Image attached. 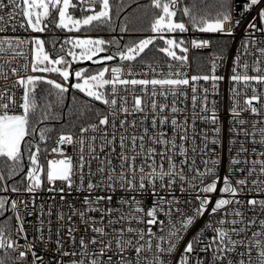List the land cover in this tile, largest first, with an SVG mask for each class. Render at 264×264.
Returning a JSON list of instances; mask_svg holds the SVG:
<instances>
[{
  "label": "snow or ice",
  "instance_id": "1",
  "mask_svg": "<svg viewBox=\"0 0 264 264\" xmlns=\"http://www.w3.org/2000/svg\"><path fill=\"white\" fill-rule=\"evenodd\" d=\"M124 9V0H0V80L14 78L0 87V264H264V0H149L137 9H145V16L152 12L153 35L129 43H121L122 35H86L134 31L129 25L139 17L130 13L121 22ZM242 25L245 36L229 78V131L238 147L221 176L219 158L209 149L220 143V121L215 100L209 108L207 88L199 98L202 114L195 109L196 82L211 80L215 94L224 79L215 74L223 46L213 58L211 76L189 79L180 71L187 66L188 42L174 34L193 30L230 37ZM21 29L30 35H14ZM57 30L80 35L61 38ZM31 33L52 36L46 40ZM157 40L165 45L157 51L176 62L167 65L166 74L142 55ZM190 44L203 49L212 41ZM82 61L101 67L72 69ZM134 63L146 71L137 72ZM149 73L152 78H146ZM188 86L191 121L178 118L186 108L177 106V98L187 99L182 87ZM70 89L87 97L77 119L89 122L77 133L60 131L53 138V122L63 118ZM72 100L77 102L75 96ZM198 119L214 126L211 140L208 130H201L203 168L195 155L189 157V151L197 153ZM45 190L68 207L67 215L62 208L56 212L60 226L54 233L53 206L36 203ZM73 192L84 194L79 208L67 199ZM37 207L30 239L26 217ZM205 217L203 227L185 241Z\"/></svg>",
  "mask_w": 264,
  "mask_h": 264
},
{
  "label": "built area",
  "instance_id": "2",
  "mask_svg": "<svg viewBox=\"0 0 264 264\" xmlns=\"http://www.w3.org/2000/svg\"><path fill=\"white\" fill-rule=\"evenodd\" d=\"M256 13L255 11H253L251 13V15L248 17V19H251V16H255ZM237 19H239V15H237ZM247 23V20H245V24ZM9 34H13L11 33V31H9ZM52 34V33H51ZM56 34L58 36H60L61 38L68 36V35H77V33H67V32H61L60 30L56 31ZM187 38H188V44L187 46L189 47V52L187 53L188 55V61H187V66L185 68L180 69L181 72L186 73L187 77L190 79L192 76H202V75H212V61L213 58L220 54V52L218 51H212L210 53V57H209V61H208V70L207 72H202V73H195L194 68H193V54L195 51H203V52H209L212 50V45L210 47L207 48H203V49H194L191 47L190 41L192 39H209L208 36L210 34H218V35H222L219 33H200L198 31H193V30H189L186 33H183ZM14 35H18V36H29L30 34L28 32H24L22 29L18 30L16 33H14ZM31 35L33 36H37V33H31ZM245 36V27L244 25H242L241 27H238L233 36L231 37V43L229 48L226 51H223V61H217L218 67L216 69L215 74L217 76H223L224 79L221 81L217 82V92L214 94L212 91V81H203L200 80L198 82H196V86H197V105H196V114L199 116L202 113H200V99L201 97L204 96V92L203 89L207 88L208 91V101H209V108H211V102L213 100L216 101V109H217V114L219 116V125H217L218 127H220L221 131L219 133V136L217 137V139L220 141L219 144L217 145H212L209 144V149L214 148L215 149V154L216 157L219 158V165H218V172L221 176L227 174V170L229 167V160L231 158L232 155L235 154V148L238 147V145H233L231 143L233 136L232 133L229 131V129L232 126V118L230 116L229 113V109L231 107L232 101L230 99V91L229 88L231 86V81H230V76H231V68H232V60L236 54V50L240 47V43L241 41L244 39ZM251 59V58H249ZM145 63H151L154 67H158L159 69H162L163 72L166 74L169 69L167 67V65L169 63H173L174 65L176 64V62H171V61H167V62H160V61H155V62H146ZM110 64H115V63H110ZM134 68L137 72H140L142 70L146 69L144 68V64L142 63H134ZM178 66V65H177ZM173 71H175V68H173ZM52 78L54 79H58V77L56 76V74H51ZM137 78H141V77H137ZM146 78H152L151 73H149L148 77ZM160 78V77H157ZM14 78H10L7 82L0 80V87L5 86V83H7V85H11L12 80ZM190 85H191V81H190ZM70 91H75L73 89H70ZM182 91H186L187 92V99H185L184 97H178L177 98V106L181 107V108H186V112L182 115H180L178 118L179 119H183L184 116H187L189 118V120L191 121V117L193 115V108H192V90H191V86L188 87H182ZM137 94H140L139 91H137ZM17 95H19V92L17 93ZM158 101H162L163 98L162 97H157ZM173 97L171 95L168 96V103L171 104ZM129 101H131V96H129ZM104 108V106H103ZM106 111V109H105ZM246 117H248L249 119H255L254 117H250L247 113L244 114ZM139 119V117H137ZM150 122V120H149ZM214 126L209 124H205L202 121H200L199 119L196 122V128H197V136H196V145L197 147V153L193 154L191 151H189V157L191 158L193 155L196 156L197 158V166L203 168V165L200 164V157H199V146L201 145V130L203 129H207L208 130V136H209V140L212 139L213 137V133L211 131V129ZM168 131V135L171 136L172 135V131L170 128L166 129ZM191 130L189 131V136H191ZM177 143H179V141H177ZM53 146L52 144L49 146V148ZM188 147H191V142H189ZM233 149L232 152L229 151V149ZM69 154L71 155H75L74 152H72V149L69 148L68 149ZM212 153L209 152V156H211ZM207 158V157H205ZM115 162V161H114ZM93 169H95V164L93 165ZM82 195H84L83 193H75L73 192L71 197H68V200L71 201H76V207L79 208L80 207V203L78 202L79 197H81ZM121 195V193H117L116 197L114 198L117 199L119 196ZM187 199H192V197L195 196V193H192L191 196H188L187 194H185ZM52 194L48 193L46 190L45 191H41L38 193L37 195V205L41 204V203H45L46 207L48 205H52L53 206V216H52V229H53V233L55 232V229L57 227H59L60 225L57 223L56 221V212L59 211L61 208L64 211L65 215H67L68 213V207L66 203L60 202L59 201V197H56V200H52ZM13 198H15V194H13ZM27 198V197H25ZM151 198L148 197L146 198V204H151ZM57 205H59V207H57ZM113 206H117L115 203L113 204ZM182 207L184 208L185 211H188L191 208V205H182ZM39 209L37 207L36 212L33 214V216L30 217H26V220L28 221V223H26V228L29 231V238L31 239L32 233L34 231V224L36 222L37 219V215H38ZM248 215H251V213H248ZM74 221L76 222L73 226H76L78 224V219L77 218H73ZM207 217L197 221V223L189 230V232L185 235L184 239L185 241H187L188 239H191V237L200 229L203 227L204 223L206 222ZM45 220H47V216H45ZM13 224H15V221H13ZM47 226V225H46ZM68 224L65 223L64 227H67ZM82 228H81V232H82ZM207 235H211L210 233H208ZM79 236V233H78ZM21 243H23V241H21ZM183 247V243L181 244V248Z\"/></svg>",
  "mask_w": 264,
  "mask_h": 264
},
{
  "label": "trees",
  "instance_id": "3",
  "mask_svg": "<svg viewBox=\"0 0 264 264\" xmlns=\"http://www.w3.org/2000/svg\"><path fill=\"white\" fill-rule=\"evenodd\" d=\"M124 4H125V9H124V12L121 13V22H123V17L130 13L136 17H139V19L134 20L129 25L131 28L134 29V31H131L129 33H124V34H121L118 31L115 33L91 31V32H88L87 34H92L96 36L99 35L105 38H111L112 36H116L117 38H119L122 35L123 40L121 41V43H129L133 40H138V38L151 34L150 21L152 17V12L149 10L148 14L145 16L144 15L145 9H137V4L147 5L149 4V0H124ZM133 10H135V12ZM76 16H79L78 11L76 12ZM51 36H52L51 33L43 34V37L46 40L50 39ZM181 38L185 39V41L188 42V38L186 36H181ZM208 38L212 41V47H213L212 50L209 52L195 51L193 54V68H194L195 73L207 72L210 53L212 51L220 52L221 46H223V51H226L229 48L231 40H232L231 37L229 36L218 35V34H210ZM162 45L163 43L158 41L155 43V46H149V48L146 49V54H142L144 61L146 62L170 61V58H168L165 54L157 51V48L161 47ZM46 48L47 50L50 51V44H46ZM109 63H117V61H112ZM74 66L76 67L77 65L73 64V67ZM42 87H47V86L42 85ZM73 96L77 98L76 103H73V100H72ZM86 99L87 97H85L82 93H79L78 91H69V93L66 94V99H65L64 106L62 109L63 118L59 119L58 122H55V121L53 122L55 125V129H56V132L52 134L53 138H55L56 133L60 131H65V132L70 131L73 133H77L79 127L82 124H86L89 122V118H81L79 120L77 119V116H79V113H80L79 104L80 102ZM97 107L103 108V105L97 104ZM60 111H61L60 109H57V112H60ZM90 121L96 122V117L94 115H91ZM50 145L51 144H49V146Z\"/></svg>",
  "mask_w": 264,
  "mask_h": 264
},
{
  "label": "rangeland",
  "instance_id": "4",
  "mask_svg": "<svg viewBox=\"0 0 264 264\" xmlns=\"http://www.w3.org/2000/svg\"><path fill=\"white\" fill-rule=\"evenodd\" d=\"M77 17H79V16H77ZM45 34V33H44ZM77 35H80V34H77ZM86 35H89V36H93V37H95L96 35H92V34H87L86 33ZM150 35H153V33H151V34H149V35H146V36H143V37H141V38H138V39H142V38H145V37H147V36H150ZM176 37L177 36H179V37H177V38H181V36H185L183 33H176V34H174ZM37 36H40L41 38H43L44 39V37H43V34H41V33H37ZM158 41H160V42H162L163 43V45L161 46V47H164L165 45H164V42L163 41H161V40H157L156 42H158ZM155 42V43H156ZM151 46V45H150ZM45 48H46V45H45ZM46 50H47V48H46ZM178 51V50H177ZM73 64H75V65H77L76 67L74 66L73 67V65H72V69H74V70H78V69H80V68H86V69H90V70H98L100 67H101V65H99V64H92L90 61H82V62H77V63H73ZM76 82V81H75ZM74 82V83H75Z\"/></svg>",
  "mask_w": 264,
  "mask_h": 264
},
{
  "label": "water",
  "instance_id": "5",
  "mask_svg": "<svg viewBox=\"0 0 264 264\" xmlns=\"http://www.w3.org/2000/svg\"><path fill=\"white\" fill-rule=\"evenodd\" d=\"M71 82H72V83L75 82V78H74V77L71 78Z\"/></svg>",
  "mask_w": 264,
  "mask_h": 264
}]
</instances>
